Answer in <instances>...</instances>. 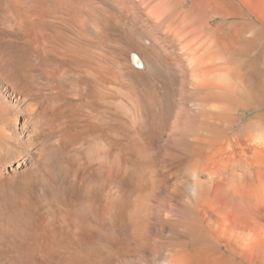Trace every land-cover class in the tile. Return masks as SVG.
<instances>
[{"label": "bare ground", "instance_id": "obj_1", "mask_svg": "<svg viewBox=\"0 0 264 264\" xmlns=\"http://www.w3.org/2000/svg\"><path fill=\"white\" fill-rule=\"evenodd\" d=\"M0 264H264V0H0Z\"/></svg>", "mask_w": 264, "mask_h": 264}]
</instances>
